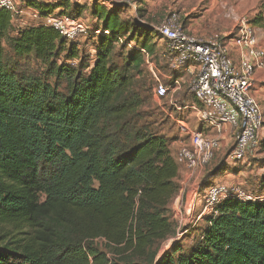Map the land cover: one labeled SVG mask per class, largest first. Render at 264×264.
<instances>
[{
    "label": "trees",
    "instance_id": "trees-1",
    "mask_svg": "<svg viewBox=\"0 0 264 264\" xmlns=\"http://www.w3.org/2000/svg\"><path fill=\"white\" fill-rule=\"evenodd\" d=\"M78 1L26 4L41 18L70 10L79 18ZM123 8L93 3L102 33L86 35L95 42L91 61L44 24L11 36L14 17L0 10V264H264V199L222 201L195 242L182 250L177 239L162 251L177 237L180 165L144 111L153 101L140 79L141 50L153 54L161 37L131 29ZM133 40L117 63L116 46ZM30 59L43 73L21 67ZM222 171L214 168L199 193ZM258 181L263 190L264 176Z\"/></svg>",
    "mask_w": 264,
    "mask_h": 264
},
{
    "label": "built area",
    "instance_id": "built-area-1",
    "mask_svg": "<svg viewBox=\"0 0 264 264\" xmlns=\"http://www.w3.org/2000/svg\"><path fill=\"white\" fill-rule=\"evenodd\" d=\"M0 10L9 12L13 17L29 11L68 41H75L87 31L102 33L101 30L87 27L80 18L67 14L53 13L41 18L36 11L27 7L26 0H0ZM155 30L164 40L174 77H179L187 66L196 68L189 82V90L196 101L191 109L201 131L190 133L187 127H180L182 132L188 133L189 142L177 150L174 156L176 163L192 177L197 175L220 149L226 130L230 131L233 140L229 162L243 160L256 143L264 123L259 105L251 95L255 74L260 72L264 77V47L260 44L259 29L244 19H236L234 30L226 37L213 34L204 39L186 32L179 15L171 13ZM103 34H107V31H103ZM232 48L238 58L236 64L231 57ZM141 52L145 54L143 50ZM151 75L155 97L166 98L168 87L153 72ZM228 199L244 202L258 201L264 197H254L239 186L214 182L203 193L195 192L189 205L178 208L177 214H174L177 237L186 234L188 226L215 214L216 207ZM197 202L201 206L198 212L195 210Z\"/></svg>",
    "mask_w": 264,
    "mask_h": 264
},
{
    "label": "rangeland",
    "instance_id": "rangeland-1",
    "mask_svg": "<svg viewBox=\"0 0 264 264\" xmlns=\"http://www.w3.org/2000/svg\"><path fill=\"white\" fill-rule=\"evenodd\" d=\"M95 2L99 5H103L106 9H111L117 4H124V8L120 12V19L127 22L131 29H134V27L138 28L136 24L144 27L143 29L148 28L151 36L154 35L153 31L155 28L171 13H177L179 15L183 26L185 23L183 22L184 14L190 13L186 20L195 18V24L204 27L203 30L205 33L208 32L206 36H201V38L206 39L213 34H218L220 36H224L225 34L228 35L234 30L236 19H244L251 26L259 29V33L264 41V0H183L184 3L181 6L178 4L179 0H79L77 2L79 5L78 7L83 8L79 18L89 28H93L96 24L95 20L91 17L92 5ZM182 9H185V11L182 12ZM66 14L73 17L76 12L70 10L66 12ZM258 17H261L262 21L260 24L254 25L253 21ZM40 24H42V20L33 17V15L27 11L25 14L13 18L10 34L14 36L19 29ZM220 26L224 27L221 32L217 31ZM191 27H193V25ZM143 29L141 28V30ZM88 33L87 31L85 34L79 36L74 42H77L79 49L78 59L82 58L86 59V61H91L94 55L95 42L90 36L86 37ZM163 42L164 40L162 38L161 40L154 39L153 43H155V47L153 54L148 55L147 58L144 54L145 63L142 66L143 73L140 79L146 84L144 88L145 93L151 96L153 101L150 107L147 105L144 106V111L153 112L152 119L156 122L155 127L157 132L169 134L170 141H181V146H184L188 143L189 135L186 132H182L180 127H187L190 133L201 131V128L196 120L189 118V113L177 110V108L183 106H190L194 102V99L189 90V81L183 83L179 91L174 92L173 79H175V77L169 66L168 58H161L165 51ZM132 43L128 45V47L116 46L115 61L117 63L121 62L123 54L128 53L130 49L136 46L134 45V40ZM2 45L4 53L12 58L13 55L6 44L3 42ZM78 59L71 62L72 65H76ZM23 63H25V66H21L22 68L33 71L34 73L41 74L44 71V67L34 59H30L29 62L22 61L21 65H23ZM150 70L161 80L162 84L168 87L169 92L166 98L157 99L155 97L154 80ZM256 75H260V78L256 81V87L252 85L251 95L258 103L264 121V89H260L261 87L264 88V77L260 72H257L255 77ZM44 79L48 83L53 84V79ZM135 79L137 80L138 78ZM59 91H64V85L60 87ZM183 121L187 122L189 126L183 124L179 125V123ZM232 147V143H221L220 149L215 153L213 160L197 175L193 176V179L197 182V186L190 191L187 205H189L195 192H199L202 180L207 177L214 168L216 169V167L219 166L222 167L223 171L219 173L215 179H211L210 181L207 180L206 183L210 182L208 187L213 185L214 182L235 185L254 197H264V189L258 188V180L264 176V123L256 143L250 148L243 160L236 163L229 162L228 157ZM178 185L180 186L179 183ZM200 208L201 206L197 202L195 207L196 212H198ZM177 212L178 209H175L174 214H177ZM204 228L205 223L203 221H199L193 226H188L186 234L169 239L163 245L162 251L168 249L177 239L182 241V244H180L181 249H186L200 237Z\"/></svg>",
    "mask_w": 264,
    "mask_h": 264
},
{
    "label": "crops",
    "instance_id": "crops-1",
    "mask_svg": "<svg viewBox=\"0 0 264 264\" xmlns=\"http://www.w3.org/2000/svg\"><path fill=\"white\" fill-rule=\"evenodd\" d=\"M183 0H179V6L183 5ZM182 12L185 11V9L181 10ZM190 13H185L184 14V30L186 32H188L191 35L194 36H206L208 32H204V27H201L200 25L195 24L196 20L195 18L193 19H188L186 20L187 16ZM195 24V25H194ZM193 25V27H191ZM222 26H220L217 30L219 32L223 31ZM227 35L225 34L223 37H226ZM260 39H261V46L264 47V41L262 36L260 35ZM231 57L234 61V63L236 64L238 62V58H237V54L234 51V49L232 48L231 50ZM168 58V57H167ZM196 68L194 66H187L186 69L184 70V72L182 74H180L179 77H175V79H173V85H174V92L179 91L181 88V85L183 83H185L186 81L191 80V78L193 77L194 73H195ZM150 72H152V70H150ZM260 75H256L253 86L256 87V81L259 80ZM161 81V80H160ZM260 89H264L263 87H261ZM252 91V90H251ZM192 106H195V102H193L190 106H183L181 108H177L178 111H186V113H189V118L190 119H194L195 120V115L194 112L192 111ZM185 126L188 125L187 122L183 121L182 122ZM189 126V125H188ZM201 128V126H200ZM167 138H169V134H165L163 133ZM189 142V139H188ZM221 143L224 144H228V143H232L233 144V140H232V136L230 135V131L226 130L223 133V137H222V141ZM188 144V143H187ZM181 141H171L170 142V152H171V156L174 158L175 156V152H177V150L179 149V147L181 146ZM181 179V180H180ZM176 182L180 184L179 186V191L178 194L176 195V197L174 198L172 204H171V209L173 211V214L175 213V209H178L179 207H185L189 201V195H190V191L197 186V182L193 179V177L189 174V172L184 168V167H179V173L176 179Z\"/></svg>",
    "mask_w": 264,
    "mask_h": 264
}]
</instances>
